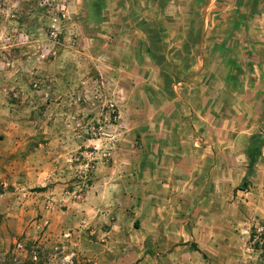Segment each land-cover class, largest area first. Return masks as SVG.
Instances as JSON below:
<instances>
[{
  "label": "rangeland",
  "instance_id": "obj_1",
  "mask_svg": "<svg viewBox=\"0 0 264 264\" xmlns=\"http://www.w3.org/2000/svg\"><path fill=\"white\" fill-rule=\"evenodd\" d=\"M249 1L251 8L264 3ZM166 2L170 6L163 11L139 2L126 12L112 9L129 22L109 26L110 32L97 21L95 0H0V123L25 131L43 148L39 180L32 188L22 183L28 188L23 197L46 190L53 198L76 192L73 199H82L99 162L113 161L107 144L124 142L132 133L134 145L142 146L138 129L149 115L170 127L176 113L191 121L208 110L220 128L213 136L224 144L226 120L237 126L243 112L248 117L255 110L262 123L247 136V158L236 146L228 153L213 150L210 159L223 155L229 168L207 167L203 182L197 178L191 187L195 196L178 198L185 209L179 214L182 246L167 254L174 251L181 264H264V40L254 33L255 50L240 57L244 41L217 2L209 9L206 1L197 8H189V0ZM235 64L245 69L238 73ZM254 84L258 94L252 105L242 93ZM178 93L185 101H178ZM178 103L183 105L175 108ZM184 127L189 123L174 128ZM202 141L197 131L192 146L201 147ZM253 144L261 152L247 188L239 189ZM22 174L26 182L29 174ZM52 197L47 202L56 207ZM62 201L56 210L67 207ZM35 220L34 232L13 235L7 249L0 248V264H77L74 230L56 233L40 213ZM185 239L200 250L185 246Z\"/></svg>",
  "mask_w": 264,
  "mask_h": 264
},
{
  "label": "crops",
  "instance_id": "obj_2",
  "mask_svg": "<svg viewBox=\"0 0 264 264\" xmlns=\"http://www.w3.org/2000/svg\"><path fill=\"white\" fill-rule=\"evenodd\" d=\"M205 1L210 3L207 9L217 2L226 12L225 20L233 26V30L236 28L234 31L244 41L245 48L238 54L240 57H247L255 50L251 41L254 33L257 36L260 33V38L264 40V3L257 6L258 10H254V6L251 8L249 0H189L187 4L189 8H197L206 6ZM136 2L145 5L153 3L162 11L170 6L166 0H95L101 14L97 19L101 28L112 32L109 26L127 24L129 18L112 15L111 10L116 8L117 13L121 10L126 12ZM237 11L241 15L236 17L232 12L235 14ZM259 23L262 24L261 31L257 29ZM122 38L127 39L126 36ZM238 66H241V71L245 69L242 65ZM253 86L250 91L242 93L245 102L252 105L256 104L258 94L257 85ZM177 99L185 101L179 93ZM181 103L175 108L183 105ZM259 114L254 110L247 117L243 112L237 126H231L233 119L226 120L225 136H229L226 142L223 131L220 133L224 144L213 136L220 128L213 126L208 110L205 115L199 113L198 119L194 114L195 118L191 121L176 113L172 115L175 121L170 127L163 126L161 121L155 123L153 117L146 115L142 120V129H138L143 145H134L132 133L125 136L124 142L108 143L109 149L105 150L111 154L113 161L108 165L99 162L93 186L78 200L72 197L76 192L53 198L46 190L29 192L27 199L23 197V191L32 188L39 180L37 170L43 168L40 159L43 148L32 144L33 138H27L25 131H15L8 126L2 128L1 122L0 248L7 249L13 235L34 232L37 223L34 219L40 213L49 217L56 233L74 230L77 236L73 241L78 254L77 264H181L172 255L174 251L167 254L173 247L182 246L179 214H183L180 210L184 208L177 202L178 198L190 200L195 196L189 193L191 187H194L197 178H202L200 182H203L207 167L229 168V160L223 159V155L210 159L213 150L228 153L236 146L235 151L242 152L247 158V136L261 125L262 116ZM2 117L0 120L4 121ZM178 122L189 123L190 128L175 129ZM197 131H200L203 141L201 147L196 148L192 146V138ZM128 136L130 142L126 141ZM45 157V162L51 158L47 154ZM22 173L29 174L24 176L26 182H22ZM22 183H27L29 187ZM47 197L58 202L62 198V205L67 207L56 210L58 202L55 207L54 203L47 202ZM190 210L189 207L187 211ZM192 242L195 241L184 240L185 246L192 245Z\"/></svg>",
  "mask_w": 264,
  "mask_h": 264
},
{
  "label": "trees",
  "instance_id": "obj_3",
  "mask_svg": "<svg viewBox=\"0 0 264 264\" xmlns=\"http://www.w3.org/2000/svg\"><path fill=\"white\" fill-rule=\"evenodd\" d=\"M201 1L203 2L204 0H201ZM257 1H258V0H254V2H257ZM257 6H258V5L255 4V6H254V10H256V9L258 8ZM257 10H258V9H257ZM235 65H236V64H235ZM236 72H238V73L241 72V68H240L238 65H236ZM233 74H234V73H233ZM232 76H233V75H232ZM260 152H261V151L259 150L258 145L253 144V145H250V146L248 147V155H249V157L251 158L250 163H249V170L247 171V174L245 175V177H244V179H243V181H242V184L238 187L239 189H246V188H247V186H248V181H249V177L252 175L253 167H254L255 163L257 162V160H258V157H259V155H260ZM192 245H193L196 249L200 250L196 242H192ZM206 256H207V255L204 254V257H206Z\"/></svg>",
  "mask_w": 264,
  "mask_h": 264
},
{
  "label": "built area",
  "instance_id": "obj_4",
  "mask_svg": "<svg viewBox=\"0 0 264 264\" xmlns=\"http://www.w3.org/2000/svg\"><path fill=\"white\" fill-rule=\"evenodd\" d=\"M70 234H71V233H66L65 236H69ZM18 247H19V248L22 247L21 243H18ZM70 257H71V256L69 255V256L67 257V259L69 260Z\"/></svg>",
  "mask_w": 264,
  "mask_h": 264
}]
</instances>
